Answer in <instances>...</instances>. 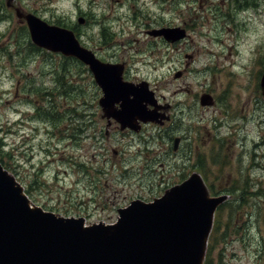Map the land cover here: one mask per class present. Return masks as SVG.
<instances>
[{"label": "rangeland", "instance_id": "1", "mask_svg": "<svg viewBox=\"0 0 264 264\" xmlns=\"http://www.w3.org/2000/svg\"><path fill=\"white\" fill-rule=\"evenodd\" d=\"M7 3L0 0V143L32 204L113 224L132 200L152 202L198 175L208 196L229 202L207 240L213 264H264V0ZM16 10L74 28L90 49L106 46L173 122L120 131L85 70L56 54L23 59L36 53ZM175 27L188 35L178 45L145 34ZM204 94L213 106L199 104Z\"/></svg>", "mask_w": 264, "mask_h": 264}, {"label": "water", "instance_id": "2", "mask_svg": "<svg viewBox=\"0 0 264 264\" xmlns=\"http://www.w3.org/2000/svg\"><path fill=\"white\" fill-rule=\"evenodd\" d=\"M15 13L26 22L34 45L77 58L89 67L103 92L98 102L101 111L120 130L138 132L140 123L165 119L154 109L147 110L148 105L155 109L156 105L146 83L123 82L120 67L100 63L71 31L48 25L33 14ZM184 33L180 28L150 32L169 43L183 39ZM259 88L264 96V71ZM199 102L213 104L207 94ZM178 144L175 138L174 151ZM225 199L209 197L200 176L192 175L152 202L136 200L119 209L114 225L86 227L83 218L61 217L31 205L23 188L0 164V264H202L213 214Z\"/></svg>", "mask_w": 264, "mask_h": 264}, {"label": "flooded vegetation", "instance_id": "3", "mask_svg": "<svg viewBox=\"0 0 264 264\" xmlns=\"http://www.w3.org/2000/svg\"><path fill=\"white\" fill-rule=\"evenodd\" d=\"M116 3H118L120 0H114ZM80 19V18H79ZM49 24V23H48ZM50 25H52V24H50ZM53 25H55V24H53ZM58 26V25H57ZM58 27H62V26H58ZM62 28H65V27H62ZM175 28H179V27H175ZM66 29H68V28H66ZM160 29V28H159ZM180 29H182V30H184V38L183 39H180V40H177V41H175V42H173V43H171V44H179L180 43V41H184L185 39H186V37L188 36L187 35V33H186V28L184 29V28H180ZM69 30H71V31H73V33H74V36H75V38L78 40V42H79V44L81 45V47H83L84 49H86V50H88V51H90L91 53H92V55L95 57V59L96 60H98L100 63H102V64H108V65H117V67H120L121 68V80L122 81H125V82H127V83H132L133 85H138L139 83H141V82H144L143 80H141V81H137L136 80V77H131L130 75H129V69H128V67L126 66V63L122 60V58L121 57H118L117 55H115L114 53H109V51L108 50H105L103 47H106V46H104V45H100V47H98L97 49H94V48H92V49H90L91 47H90V45H88L84 40H83V38H81L80 36H79V34L77 33V31L74 29V28H72V29H69ZM104 29L102 28V30L101 31H103ZM153 30H158V29H153ZM153 30H151V31H153ZM151 31H146V33L145 34H147L148 36H152L151 34H150V32ZM101 35H104V33L102 32L101 33ZM152 37H154V36H152ZM154 38H156L157 40H159L160 42L161 41H163L164 39L162 38V37H154ZM163 39V40H162ZM165 41V40H164ZM166 42V41H165ZM173 46V45H172ZM174 47V46H173ZM30 50H32V51H34L36 54H34V53H28L27 55H25V57L23 58L24 60H25V58H27L28 60H30L31 59V57H36V56H44L45 55V53H48L49 55H51V54H56V55H59V56H61V58H63L64 60H70V61H72V62H74V64H76L78 67H80L82 70H85L87 73H89L90 74V76H91V79H92V82L96 85V87L99 89V91H100V93H101V97L103 96V92H102V90H101V88L99 87V85L96 83V81H95V78H94V75H93V73L89 70V67L88 66H86L85 64H83L79 59H77V58H72V57H65L64 55H62L61 53H53V52H50V51H47V50H45V49H41V48H39V47H37V46H35V45H33L32 44V48H30ZM39 53H41V54H39ZM47 54V55H48ZM188 57V59H191V57L190 56H186L185 58H187ZM22 59V60H23ZM180 73V72H179ZM40 74H41V72H40ZM42 76V75H41ZM181 77V73H180V76L178 77V78H180ZM146 84H147V82H146ZM147 87H148V84L146 85ZM150 91V90H149ZM150 93L152 94V92L150 91ZM33 94V93H32ZM36 96H37V93H36ZM152 96H153V100L155 99L154 98V95L152 94ZM100 97V98H101ZM99 98V99H100ZM155 101V105H156V108L158 109V110H160L161 108H162V106L159 104V103H157V101H156V99L154 100ZM98 102H99V100H98ZM147 109L150 111V110H155V108L153 107V106H148L147 107ZM157 110V111H158ZM156 111V113H158L159 115H161V116H163L165 119H161L160 117L158 118V120H159V123H154V125H158V126H160V125H162L161 127H163V126H165V125H168V124H171L172 122H173V120H174V117L172 116V115H167V114H165V113H159V112H157ZM107 120H109V119H107ZM113 120V119H112ZM149 124H152V123H149ZM144 128V125H142L141 126V129H143ZM140 129V130H141ZM125 130H128V131H131V130H129V129H125ZM125 130H122V131H125ZM121 131V130H120ZM131 132H133V131H131ZM258 193V192H257ZM257 193H255V194H257ZM259 196H260V194H258ZM225 203H227V202H225ZM223 205H225V204H223ZM222 205V206H223ZM220 226H214V224H213V228H215V229H218Z\"/></svg>", "mask_w": 264, "mask_h": 264}, {"label": "trees", "instance_id": "4", "mask_svg": "<svg viewBox=\"0 0 264 264\" xmlns=\"http://www.w3.org/2000/svg\"><path fill=\"white\" fill-rule=\"evenodd\" d=\"M254 8H256V7H254ZM259 61H261V65L264 68V47H263V52H261V57H260V60ZM6 159L9 160L10 159V155L8 153H4L3 152V150H2V144L0 143V163L4 166L5 169H7L8 171H10V166H9V163L6 161ZM26 194H28V191L27 190H26Z\"/></svg>", "mask_w": 264, "mask_h": 264}, {"label": "bare ground", "instance_id": "5", "mask_svg": "<svg viewBox=\"0 0 264 264\" xmlns=\"http://www.w3.org/2000/svg\"><path fill=\"white\" fill-rule=\"evenodd\" d=\"M107 75H108V74H107ZM107 75H106V76H107ZM108 76H109V75H108ZM111 77H112V76H111ZM110 79H111V78H110ZM111 82H113V79H112L111 81L109 80L108 83L110 84ZM110 85H111V84H110ZM116 89H117V88H116ZM111 91H112V90H111ZM122 93H123V92H122ZM121 96H122V95H121ZM121 96H119V97H121Z\"/></svg>", "mask_w": 264, "mask_h": 264}]
</instances>
